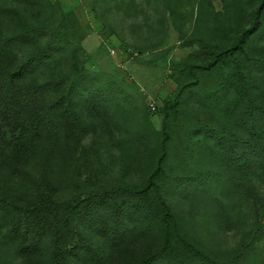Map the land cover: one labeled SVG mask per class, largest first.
I'll use <instances>...</instances> for the list:
<instances>
[{"label":"rangeland","instance_id":"rangeland-1","mask_svg":"<svg viewBox=\"0 0 264 264\" xmlns=\"http://www.w3.org/2000/svg\"><path fill=\"white\" fill-rule=\"evenodd\" d=\"M259 6L260 0H0L8 36L37 30L33 42L16 45L20 63L45 48L44 77L81 79L72 56L82 45L89 60L80 67L88 71L80 86L109 99L110 121L86 136L90 161L65 169L59 200L100 185L142 188L162 159L163 192L181 234L218 263L264 264V175L243 173L215 144L243 138L226 110L236 68H199L203 43L229 47L253 27L241 57L244 68L253 66L251 92L264 104V69L256 65L264 61V1L256 16ZM189 65L198 67L187 76ZM181 83L187 87L174 105ZM147 246L136 242L134 259ZM0 264H26L6 230Z\"/></svg>","mask_w":264,"mask_h":264},{"label":"trees","instance_id":"trees-1","mask_svg":"<svg viewBox=\"0 0 264 264\" xmlns=\"http://www.w3.org/2000/svg\"><path fill=\"white\" fill-rule=\"evenodd\" d=\"M6 17L0 7V230H6L21 259L26 264H224L181 234L163 192L162 159L142 188L100 185L59 200L65 169L90 161L93 149L84 144L86 136L106 129L110 121L109 99L100 90L81 88L88 71L80 67L89 60L82 45L72 56L81 79L64 73L44 77L41 70L50 59L45 48L20 63L16 45L35 40L37 30L8 36ZM253 30L243 31L229 47L203 43L199 68L210 71L234 64L236 74L226 86L231 90L226 110L243 138L234 143L219 137L215 144L243 173L264 175V104L251 92L253 66L244 68L241 57ZM256 65L264 69V61ZM196 67L189 65L187 76ZM186 87L181 83L174 105ZM92 168L90 184L96 179ZM136 242L148 246L134 259Z\"/></svg>","mask_w":264,"mask_h":264},{"label":"built area","instance_id":"built-area-1","mask_svg":"<svg viewBox=\"0 0 264 264\" xmlns=\"http://www.w3.org/2000/svg\"><path fill=\"white\" fill-rule=\"evenodd\" d=\"M113 54H114V52H113Z\"/></svg>","mask_w":264,"mask_h":264}]
</instances>
